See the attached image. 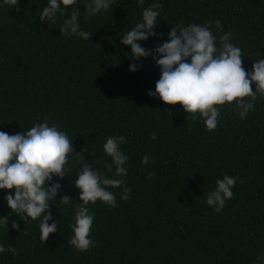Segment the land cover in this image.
Listing matches in <instances>:
<instances>
[{
    "label": "trees",
    "instance_id": "trees-1",
    "mask_svg": "<svg viewBox=\"0 0 264 264\" xmlns=\"http://www.w3.org/2000/svg\"><path fill=\"white\" fill-rule=\"evenodd\" d=\"M88 2L74 5L80 29L92 34L88 40L61 33L68 12L54 23L41 22L48 0L0 7V131L23 133L47 120L67 132L74 153L69 173L53 177L61 185L49 207L57 229L46 240L40 241L39 220L26 224L0 191V216L9 219V229L0 227V264H254L264 253V99L257 96L243 121L234 108L221 106L217 128L208 131L179 104L147 95L155 91L159 69L149 57L130 72V49L120 39L144 8L159 3L154 31L160 39L149 38L142 47L165 42L171 27L207 23L217 40L232 33L242 67L251 70L264 58V0H112L109 9L86 16ZM109 135L125 137L123 179L131 191L123 201L121 189L109 187L115 208L100 201L88 205L95 247L79 252L68 244L79 202L75 173L85 163L113 178L114 166L109 170L111 159L102 149ZM224 175L236 183L217 214L205 197ZM63 196L73 201L61 204Z\"/></svg>",
    "mask_w": 264,
    "mask_h": 264
},
{
    "label": "clouds",
    "instance_id": "clouds-1",
    "mask_svg": "<svg viewBox=\"0 0 264 264\" xmlns=\"http://www.w3.org/2000/svg\"><path fill=\"white\" fill-rule=\"evenodd\" d=\"M17 2L0 0V7H14ZM77 2L48 0L39 20L54 23L59 15L68 12L70 15L63 20L61 33L88 40L92 34L80 29V12L74 7ZM111 3L112 0H89L85 14L95 16L109 9ZM161 7V4L153 3L144 8L141 20L122 35L120 44L130 49L129 71H137L139 62L151 57L160 75L155 83V91L149 90L147 95L159 99L164 105L179 104L187 118L191 116L194 121L202 120L208 131L217 128L221 106L224 105L234 108L243 121L254 110L257 96L264 99V58H258L251 70H246L242 67L241 48L231 42L232 33L224 32L217 40L207 23L171 27L165 42L158 43L154 49H145L140 42L149 38L160 39V34L154 28ZM214 24L217 29L221 28L219 20ZM250 85H254V91ZM150 138L155 140L156 136L153 134ZM72 141L66 131L55 124L49 125L47 120L34 123L23 133L9 135L0 131V191L5 192L7 207L26 224L39 220L41 242L57 229V221L53 219L49 207L57 201L55 198L61 185L53 182V177L62 179L69 173L68 157L74 154ZM125 143L124 136L109 135L102 145L103 153L111 159L109 170L114 166L113 178L101 176L96 168L85 163L75 173L73 186L79 191V202L72 209L73 222L69 225L72 235L68 244L76 251L84 252L95 247L90 238L94 216L88 205L100 201L115 208L116 195L108 190L109 187L121 189V200L127 201L129 198L131 189L123 179L128 175V156L121 150V145ZM149 162L148 156L141 160L145 165ZM235 183V177L228 175L217 179L215 188L205 197L207 206L219 214L225 201L232 198ZM58 201L67 205L73 199L63 196ZM6 217L0 216V227L9 229V219ZM17 227V222L13 221L11 228ZM8 251L15 255L14 248L9 247ZM4 252L5 247L0 244V254ZM254 264H264V253L257 254Z\"/></svg>",
    "mask_w": 264,
    "mask_h": 264
}]
</instances>
